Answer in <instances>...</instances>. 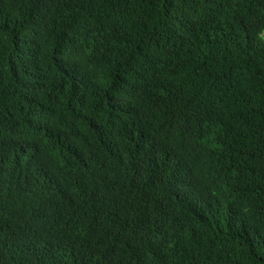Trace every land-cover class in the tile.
I'll use <instances>...</instances> for the list:
<instances>
[{
  "label": "trees",
  "instance_id": "obj_1",
  "mask_svg": "<svg viewBox=\"0 0 264 264\" xmlns=\"http://www.w3.org/2000/svg\"><path fill=\"white\" fill-rule=\"evenodd\" d=\"M264 0H0V264H264Z\"/></svg>",
  "mask_w": 264,
  "mask_h": 264
},
{
  "label": "rangeland",
  "instance_id": "obj_2",
  "mask_svg": "<svg viewBox=\"0 0 264 264\" xmlns=\"http://www.w3.org/2000/svg\"><path fill=\"white\" fill-rule=\"evenodd\" d=\"M263 39H264V35H263Z\"/></svg>",
  "mask_w": 264,
  "mask_h": 264
}]
</instances>
